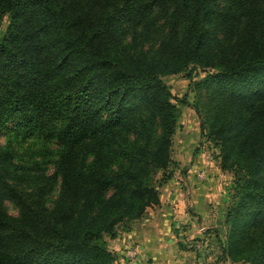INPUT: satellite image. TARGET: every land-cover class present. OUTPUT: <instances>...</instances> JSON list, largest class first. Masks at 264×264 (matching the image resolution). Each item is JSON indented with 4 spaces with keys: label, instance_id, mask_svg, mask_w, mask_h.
Segmentation results:
<instances>
[{
    "label": "trees",
    "instance_id": "trees-1",
    "mask_svg": "<svg viewBox=\"0 0 264 264\" xmlns=\"http://www.w3.org/2000/svg\"><path fill=\"white\" fill-rule=\"evenodd\" d=\"M3 16L0 264H114L105 236L159 204L172 163L162 76L197 68L201 135L234 175L224 252L264 264V0H0Z\"/></svg>",
    "mask_w": 264,
    "mask_h": 264
},
{
    "label": "rangeland",
    "instance_id": "rangeland-1",
    "mask_svg": "<svg viewBox=\"0 0 264 264\" xmlns=\"http://www.w3.org/2000/svg\"><path fill=\"white\" fill-rule=\"evenodd\" d=\"M7 24V16L1 17L0 35L5 31ZM208 71L210 72L207 69H194L192 80L187 77L185 71L162 76L172 94L177 99L185 97L188 104H183L177 99L172 100L178 109V119L172 136V163L168 165L166 171L162 170L155 177V184L159 190V204L147 207L146 213L140 219L120 225L114 238L105 236L107 249L114 256V264H174L173 262L177 264H250L245 260L233 261L224 252L229 227L224 220L233 192L234 175L231 171L221 169L219 147L215 146L206 134L201 135L200 118L192 108L197 100H200L199 108L202 111L205 108L202 105L208 104L206 91L195 88V82H198ZM206 132L207 129L204 128V133ZM37 147V145H22L20 152L27 154L24 155L25 157L23 155L19 157L22 162L25 159H31L32 156L39 160L40 156L32 153ZM52 170V164H48V173ZM163 173L170 176L165 181L159 182ZM195 189L198 190L197 193L208 194V201L204 203L206 211L202 216L188 202L191 192ZM174 195H178L180 201L176 199L175 203V199H172ZM177 203L180 205L179 208L176 207ZM6 206L10 214L17 215L18 209L10 201L6 202ZM172 207L179 213L168 218L166 216ZM161 214L165 215L164 218H160ZM153 215L159 224L163 219H168L169 233L162 235L163 239L159 240L169 252L164 259L157 258L153 254L154 251L159 252V249L154 250L150 247V241L155 235L150 229ZM174 219L178 222L177 228L174 223H170ZM182 226L188 228L182 231L190 232L193 228L197 232L190 236H179L176 231ZM200 227H203L202 231H199ZM171 235H173L174 244L178 241L176 242L178 250L166 242V238L172 237ZM181 237L182 240H175ZM129 246H137L140 252L134 263H129L122 255ZM160 260L164 261L158 263Z\"/></svg>",
    "mask_w": 264,
    "mask_h": 264
},
{
    "label": "crops",
    "instance_id": "crops-1",
    "mask_svg": "<svg viewBox=\"0 0 264 264\" xmlns=\"http://www.w3.org/2000/svg\"><path fill=\"white\" fill-rule=\"evenodd\" d=\"M197 189H195V190H193L192 192H191V194H190V199H189V203H191V205H193L194 206V208H195V210H198V214H200L201 216L204 214V212L206 211V209H205V204L204 203H206V201H208L207 200V198H208V194L207 193H201V192H198L197 193ZM173 200L175 199V203H176V199H177V201H180V199H179V196L177 195H174V197L172 198ZM174 202H172V203H174ZM179 203H177L176 204V207H178L179 208ZM176 210V208H171L170 209V211L168 212V215L166 216V217H168V218H170V216L171 217H174L176 214H178L179 213V211H175ZM178 210H180V209H178ZM178 212V213H177ZM164 216L165 215H163V214H161L160 215V218H164ZM176 219V218H175ZM175 219L173 220V221H170V223H174L175 224V228H177V226H178V222H176L175 221ZM181 219V218H180ZM167 223H168V219H163L161 222H160V224L157 222V218H155L154 219V215L152 216V220H151V222H150V224H151V230L153 231V233H155V235L153 236V238H152V240L150 241V247L152 248L153 247V249L154 250H156V249H159L160 251L158 252H156V251H154V253L153 254H155L156 255V257L157 258H162V259H164L165 257H167L168 256V254H169V252L166 250L167 248H165V247H163V245H162V243H160L159 242V240L161 239H163V237H162V235H164V234H166V233H169V228H168V226H167ZM156 224V225H155ZM184 228L186 229L187 227L186 226H184ZM183 228V226L181 227V228H179L176 232H177V235H179V236H182V235H184V236H190L191 234H195V232H197L196 231V229H193L192 228V230L190 231V232H186V231H182V229H184ZM188 229V228H187ZM190 230V229H189ZM188 231V230H187ZM158 234H160L159 236H158ZM172 237H167L166 238V242L169 244H171V245H173V248L174 249H176V250H178L177 249V244L178 243H176V242H178V241H176L175 242V244H174V241H173V235H171ZM198 236H200V235H198ZM176 237V236H175ZM182 240V237L181 238H177V239H175V240ZM126 248V247H125ZM124 252L125 251H123V256H124ZM162 261H164V260H160V261H158V263H160V262H162ZM174 264H177V263H175V262H173Z\"/></svg>",
    "mask_w": 264,
    "mask_h": 264
},
{
    "label": "built area",
    "instance_id": "built-area-1",
    "mask_svg": "<svg viewBox=\"0 0 264 264\" xmlns=\"http://www.w3.org/2000/svg\"><path fill=\"white\" fill-rule=\"evenodd\" d=\"M203 227L199 228V231H202ZM140 252L137 246H129L125 249L124 256L129 263H134L139 257Z\"/></svg>",
    "mask_w": 264,
    "mask_h": 264
}]
</instances>
